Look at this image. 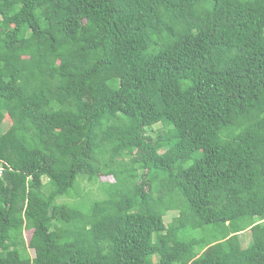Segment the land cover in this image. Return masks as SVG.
I'll use <instances>...</instances> for the list:
<instances>
[{
	"label": "trees",
	"instance_id": "trees-1",
	"mask_svg": "<svg viewBox=\"0 0 264 264\" xmlns=\"http://www.w3.org/2000/svg\"><path fill=\"white\" fill-rule=\"evenodd\" d=\"M0 264H264V0H0Z\"/></svg>",
	"mask_w": 264,
	"mask_h": 264
},
{
	"label": "rangeland",
	"instance_id": "rangeland-1",
	"mask_svg": "<svg viewBox=\"0 0 264 264\" xmlns=\"http://www.w3.org/2000/svg\"><path fill=\"white\" fill-rule=\"evenodd\" d=\"M4 123H5V125H8L10 123V120H9L8 116L5 117ZM158 128H160V125H155L149 130V133H150V135L152 137H154V135H155L154 131H156ZM98 181H99V183H101L100 181H102V182H105V181L111 182L112 179H111V177H101ZM81 185H83V187L85 188L84 191L88 195L89 199L101 198V194L97 190L98 184H96L94 186H89V185H86L84 182H82ZM58 202H60V203L72 202V199L63 197V198H60L58 200ZM176 216H177V212H174V211L173 212H169V213H167L165 215L164 222L165 223H169L172 220V218L176 217ZM194 235L199 236L198 233H194ZM242 235H243L242 237L241 236H239V237L242 239L241 243H242L243 247H245L251 241L250 232L249 231H245L244 233H242ZM23 237H24V240L27 242L29 237H30V233L24 232ZM27 252L29 253L30 256H33V251L32 250L27 249Z\"/></svg>",
	"mask_w": 264,
	"mask_h": 264
}]
</instances>
